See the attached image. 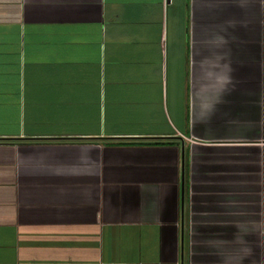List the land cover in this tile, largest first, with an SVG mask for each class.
<instances>
[{
	"label": "crops",
	"instance_id": "obj_1",
	"mask_svg": "<svg viewBox=\"0 0 264 264\" xmlns=\"http://www.w3.org/2000/svg\"><path fill=\"white\" fill-rule=\"evenodd\" d=\"M0 264H264V0H0Z\"/></svg>",
	"mask_w": 264,
	"mask_h": 264
},
{
	"label": "trees",
	"instance_id": "obj_2",
	"mask_svg": "<svg viewBox=\"0 0 264 264\" xmlns=\"http://www.w3.org/2000/svg\"><path fill=\"white\" fill-rule=\"evenodd\" d=\"M165 142H160V143H157V142H153V143H151V144H164ZM166 144V143H165Z\"/></svg>",
	"mask_w": 264,
	"mask_h": 264
}]
</instances>
